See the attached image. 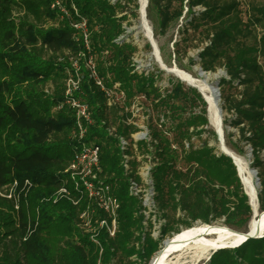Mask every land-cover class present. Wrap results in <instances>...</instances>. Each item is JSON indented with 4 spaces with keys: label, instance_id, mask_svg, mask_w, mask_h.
<instances>
[{
    "label": "trees",
    "instance_id": "1",
    "mask_svg": "<svg viewBox=\"0 0 264 264\" xmlns=\"http://www.w3.org/2000/svg\"><path fill=\"white\" fill-rule=\"evenodd\" d=\"M55 1L0 0V190L16 181L19 195L18 209L0 196V264L97 263L99 247L77 225L85 202L74 206L57 195L77 146L71 136L73 111L58 108L75 60L80 77L75 96L93 119L85 142L100 147L101 176L120 203L115 236L99 235L101 263L148 264L161 240L196 222L246 231L252 209L231 159L209 143L218 140L201 95L179 81L161 89L154 73L135 70L137 47L124 38L116 41L125 34L124 22L137 17L138 0H60L61 8ZM145 12L154 36H164L182 18V40L195 41L191 47L199 48V68L225 72L218 82L221 110L230 115L223 121L224 143L239 155L249 147L260 183L258 210L264 211V0H147ZM82 19L89 51L72 27ZM187 52L173 43L179 66ZM89 55L104 85L118 83L125 92L128 110L141 95L155 112L148 113L149 141L139 143V150L158 160L152 170L156 208L164 221L158 241L143 231L141 205L128 192L138 164L131 160L125 172L120 162L117 137L129 139L136 131L126 124L131 113L107 106L84 67ZM188 62L194 64L192 58ZM108 125L116 136L107 134ZM206 264H264V236L215 250Z\"/></svg>",
    "mask_w": 264,
    "mask_h": 264
},
{
    "label": "built area",
    "instance_id": "2",
    "mask_svg": "<svg viewBox=\"0 0 264 264\" xmlns=\"http://www.w3.org/2000/svg\"><path fill=\"white\" fill-rule=\"evenodd\" d=\"M110 1L114 2L116 0ZM55 5L61 8L60 0H56ZM72 9L76 12L73 7ZM61 10L64 11L63 8ZM72 27L80 33L84 41V47L89 51L86 20L82 19L72 24ZM121 39L122 37L116 39V41ZM71 67L75 72L74 74L68 73L65 81L64 100L58 108L68 106L73 111L74 123L71 136L77 141V146L69 166L64 171V182L57 194L68 199L74 206H79L82 201L85 202L84 207L78 213L77 225L95 245L100 246V234L103 233L108 238H113L117 232L120 203L113 194L111 185L105 182V179L101 176L100 147L94 143L85 142L88 127L92 125L93 119L88 105L75 96L80 86V77L76 73L78 69L77 60L71 63ZM84 67L88 76L104 94L107 106H118L131 113V117L127 118L126 124L134 125L136 131L131 134L129 139L122 136L117 137L120 162L125 172L129 171L131 160L137 162V178L129 179L128 192L141 205L140 214L143 217L141 221L143 231L149 228V230L157 229L159 232L164 221L158 217L159 213L155 203L156 191L152 178V170L156 167L158 160L155 156L141 153L139 150V143L149 141L147 128L143 125L144 117L139 113V109L135 108L138 106L136 103H139V100L143 97L141 95L137 96L128 110L125 106V92L118 83L113 84L111 87L104 85L103 79L97 74L92 55L86 57ZM135 117H139L140 121L135 122ZM105 129L109 136H116L114 126L108 125ZM24 186L29 189L31 183L25 181ZM17 187L18 183L14 181L4 190H0V196L13 201L15 209H18L17 200L19 195L16 192Z\"/></svg>",
    "mask_w": 264,
    "mask_h": 264
},
{
    "label": "bare ground",
    "instance_id": "3",
    "mask_svg": "<svg viewBox=\"0 0 264 264\" xmlns=\"http://www.w3.org/2000/svg\"><path fill=\"white\" fill-rule=\"evenodd\" d=\"M139 14L140 26L144 37L153 44L148 23L145 21V0H139ZM160 67L165 71H171V74L178 80H181L185 85L186 83H191L198 87L207 103L209 123L213 130H216L220 134L219 128L222 129V122L218 115V95L215 86H211L209 83L210 78L217 80L220 72L212 74L203 72L199 67H196L197 79L190 73L177 69L176 67L168 68L163 63H160ZM219 149L230 154L233 158L249 203L255 209L257 199V181L254 180L255 174L247 167L242 157L236 155L229 149L222 148L220 145ZM250 226L257 228L263 227L260 233H264V211L258 212L256 218L251 219ZM237 238V233L225 228L223 225L211 227V225L201 224L186 228L165 240L160 252L153 258L150 264H187V259H199L206 253L215 250L217 246L229 245L235 242Z\"/></svg>",
    "mask_w": 264,
    "mask_h": 264
},
{
    "label": "rangeland",
    "instance_id": "4",
    "mask_svg": "<svg viewBox=\"0 0 264 264\" xmlns=\"http://www.w3.org/2000/svg\"><path fill=\"white\" fill-rule=\"evenodd\" d=\"M136 12H137V17H129L128 21L124 22V27H125L126 31H125V34L122 37L125 40H128V41L132 42V44H134L137 47V51H136V53L133 56V63H134V66H135V70L138 71V72L154 73L156 75V81H157L156 85L159 86L161 89H168L171 86L172 83H174L176 81H179L172 74L166 73L164 70H162L160 65L155 61L153 52H154V49H156L157 52H158L159 59L161 60V63L164 64V66H167L168 68L176 67L177 69H181V70H183L185 72L190 73L191 75H193L194 77H196L198 79V74H197L195 68L199 67V65H198V57H197V54L199 52V48H192L191 47V45L194 44L195 41L192 42V43H189V41H187V40H182L184 37L182 36V34H180V30L179 29H181L182 26H183V23H182L183 19L181 18L176 24H174L164 36H154L153 26L149 22V20L146 18L150 33L152 35V40H153V44H152L151 42L147 41V39L144 37V33H143V31L141 29V26H140L139 0H138V9H137ZM174 42H179V48H180V50L182 52L185 49L188 51L187 52V57H183L181 62H180L181 66H179L178 63H176V61L174 60V56L172 55V53H173V43ZM170 54H171V56H170ZM188 58H192L193 61H194V64L189 65ZM260 61L264 62V60H260ZM219 72H220V75H219V78H218V82H219V80L221 78H225V72L222 69H218L215 72H212V74L213 73L216 74V73H219ZM213 81H216V80L213 79V78L209 79V82H213ZM182 84L185 87H187L184 83H182ZM219 94H220V92H219ZM136 104H138V106L135 107V108H138L139 109V113L141 114V116L144 117V124L143 125H145V127H146L147 126L146 118L148 116V113L153 117V116H155V112L150 111L149 103L144 101V99L139 100V103H136ZM218 106L221 108L220 100L218 101ZM206 116H207V119H208L207 104H206ZM229 117H230L229 114H227L226 112L222 111L221 122H222L223 141H224L223 121H224V119L229 118ZM134 121L135 122L140 121L139 117H135ZM208 124H209L210 128H212L210 123H209V120H208ZM226 130L228 132L235 133V135H236V130L235 129L227 127ZM147 131H148V129H147ZM206 137H207V133L202 135L203 139H205ZM233 141L234 142L236 141V136L233 137ZM193 142H194L195 145H199L200 144V141L197 138L193 139ZM209 143H210L211 146L215 147V151L216 152H218V153L220 152L219 143L218 142L215 144L213 141H210ZM224 145H225V143H224ZM226 148L229 149L227 146H226ZM229 150H231V149H229ZM243 150H244V154L243 155H239L236 152H234L233 150H231V151L234 152L236 155L242 157L244 159V161L246 162L247 167L251 170L252 168L250 166V164H251L250 163L251 162L250 149H249L248 146H244ZM261 157L264 160V152L261 154ZM235 169H236L237 176L239 178L240 176H239V173L237 171V168L235 167ZM256 178H257V175H255L254 180H256ZM239 180H240V178H239ZM111 189H112V187H111ZM242 189L245 192L243 185H242ZM259 190H260V183L258 181L257 182V192ZM112 192H113V190H112ZM255 209H256L257 212H259L257 199H256ZM197 225H201V224L199 222H196L191 227H194V226H197ZM216 225H220L221 226L222 224L218 222V223H216ZM183 229H186V228L180 226L179 232L181 230H183ZM145 231L146 232H148V231L150 232V236L152 237V239L154 241H158L159 240L160 237H159V232L157 231V229H155V230L150 229L149 230V228H146ZM174 234H176V233H172L171 235L167 236L166 238H164L163 240H161L159 242L158 250L152 255L151 259H153L154 256L156 255V253L161 249V247L163 245V242L165 240H167L168 238H170L171 236H173ZM140 241L143 243V241H144L143 235L140 238V240L137 241L134 244V247H135L136 250H140L141 249ZM98 247H99V254H98L99 257H98V260H97L96 264H102L101 263V259H100L102 250L100 249V246H98ZM211 253H212V251L206 253L205 255H203L199 259H191V258H189V259H187L188 260L187 264H206ZM132 257L135 259L136 255H134ZM151 259H150V261H151ZM150 261H149L148 264H150Z\"/></svg>",
    "mask_w": 264,
    "mask_h": 264
},
{
    "label": "water",
    "instance_id": "5",
    "mask_svg": "<svg viewBox=\"0 0 264 264\" xmlns=\"http://www.w3.org/2000/svg\"><path fill=\"white\" fill-rule=\"evenodd\" d=\"M146 6H147V0H145V9H146ZM145 21H147L146 20V12H145ZM151 38H152V35H151ZM153 55H154V57H155V60H156V62L160 65V63H161V60L159 59V56H158V52H157V50L156 49H154V52H153ZM163 70V69H162ZM165 71V70H164ZM166 73H169V74H171L172 72L171 71H165ZM180 82H181V80H179ZM210 83V85L211 86H215V90H216V92H217V95H218V101L220 100V94H219V87H218V79L216 80V81H214V82H209ZM186 86H188V87H191V88H194V89H196L197 90V92L201 95V97L203 98V95H202V93H201V91L198 89V87H196L195 85H193V84H191V83H186ZM203 100H204V98H203ZM205 101V100H204ZM205 103H206V101H205ZM207 104V103H206ZM221 114H222V110H221V108L219 107L218 108V115H219V118H220V120H221ZM219 130H220V134L216 131V130H214V132H215V134L217 135V139H218V143H219V145L222 147V148H225V149H227L226 148V146L224 145V141H223V134H222V129H220L219 128ZM220 152L222 153V154H224L225 156H227V157H229L230 159H231V161H232V163H233V165L236 167V164H235V162H234V160H233V158L231 157V155L230 154H228V153H226L225 151H223L222 149H220ZM251 163V162H250ZM238 171V170H237ZM251 171L256 175L257 174V172L255 171V170H253V169H251ZM240 178V177H239ZM256 181L258 182V179L256 178ZM240 183L242 184V182H241V179H240ZM245 193V192H244ZM246 194V193H245ZM257 195H258V192H257ZM247 196V195H246ZM248 203H249V201H248ZM249 205H250V207H251V209H252V218L251 219H254V218H256V216H257V211H256V209H253V207H252V205L249 203ZM251 221V220H250ZM207 226H209V225H207ZM214 226H216V224H212L211 225V227H214ZM225 228H228V229H230V230H232V231H234L235 233H237L238 234V238H237V240L235 241V242H233V243H231V244H229V245H226V244H224V245H219V246H217V248L215 249V250H218V249H223V248H234V247H237V246H239L240 244H242L243 242H245L246 240H248V239H256V238H262L263 236H264V233H260V231L262 230V228L263 227H255V226H250V222H249V224H248V226H247V229H246V231H242V232H240V231H236V230H234V229H232V228H229V227H226L225 226ZM215 250H213V251H215ZM212 251V252H213ZM160 252V250L156 253V255L158 254ZM155 255V256H156ZM154 256V257H155ZM152 260L153 259H151V261H150V263L152 262Z\"/></svg>",
    "mask_w": 264,
    "mask_h": 264
}]
</instances>
